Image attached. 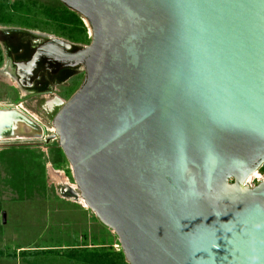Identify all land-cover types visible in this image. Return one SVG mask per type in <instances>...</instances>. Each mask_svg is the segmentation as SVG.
<instances>
[{
    "label": "water",
    "instance_id": "1",
    "mask_svg": "<svg viewBox=\"0 0 264 264\" xmlns=\"http://www.w3.org/2000/svg\"><path fill=\"white\" fill-rule=\"evenodd\" d=\"M58 1L88 43L51 38L18 75L84 74L45 138L76 200L127 264H264V177L247 180L264 164V0ZM13 108L0 137L37 127Z\"/></svg>",
    "mask_w": 264,
    "mask_h": 264
},
{
    "label": "rangeland",
    "instance_id": "2",
    "mask_svg": "<svg viewBox=\"0 0 264 264\" xmlns=\"http://www.w3.org/2000/svg\"><path fill=\"white\" fill-rule=\"evenodd\" d=\"M36 2L45 7L40 9L32 20L28 18L27 23L39 28L34 30L41 31L40 29L46 25L50 31L67 36L69 27L60 30L58 27L61 26L54 20L55 18H72L62 15L64 7L60 2L58 0H36ZM84 27L88 30V27ZM88 41H83L82 44H87ZM83 78L82 72L73 76L63 91L65 97L71 96L76 91ZM14 85L17 83L14 82ZM21 94H24L21 90L18 92L13 86L0 83V104H5L0 106V109H5L8 104H21V108L17 106L13 109L23 112L37 124L33 132L29 130L21 133L16 132L11 125L13 132L6 138L1 137L3 139L0 140V264H93V260L101 259L103 253L120 250L116 235L98 220L96 226H91L87 236L89 234L90 237H96L98 241L103 242L100 243L102 246L93 247L92 243L86 239L88 243L86 247L83 246L85 240L79 236L80 232L77 235L75 231H69L70 228L65 230L61 221L51 216L53 212L49 210L51 206L47 205L48 201L42 200V197L59 193L78 202L76 200L78 191L62 151L58 147H52L57 145V141L45 142V138L54 131L51 117L57 107L47 116L37 98L30 97L22 101ZM55 104L52 103V105ZM16 136L20 139L15 138ZM26 149L32 150V161L38 162L43 167L45 188L41 187L39 178L42 176L40 171L38 172V166L32 167L20 157V151L26 152ZM13 150L19 151V158L10 160L8 156ZM36 154L39 156L37 157ZM54 158H58V161H49L55 160ZM50 167L61 171L67 184L56 183L50 177ZM31 169L33 170L29 171ZM29 174H36V176H33V179L28 178L32 179V183H29L30 191L23 192V189L18 187L22 182H26ZM258 174L261 178L264 177V165L258 170ZM56 176L58 177V174ZM258 179L260 178L255 176L250 181L255 184ZM75 237L79 240H76L77 247H69L75 243Z\"/></svg>",
    "mask_w": 264,
    "mask_h": 264
},
{
    "label": "flooded vegetation",
    "instance_id": "3",
    "mask_svg": "<svg viewBox=\"0 0 264 264\" xmlns=\"http://www.w3.org/2000/svg\"><path fill=\"white\" fill-rule=\"evenodd\" d=\"M34 29L39 28L3 25L0 23V83L13 86L18 92L21 90L24 93L20 96L22 101L30 97L37 98L42 105L44 113L49 116L56 107L52 103H58L56 96L62 99L69 97H65L63 91L69 85L73 76L80 71L77 68L64 67L54 73L48 67V64L44 62L38 64L37 77L30 82L24 76L18 75V65L30 60L33 53L51 38H61L73 43L70 51L77 50L83 44L81 41H74L67 36L56 34L48 29H40L41 31ZM14 82L17 85H14ZM18 105L21 104H15L13 107L16 108ZM18 107H22V105ZM52 147H58V145Z\"/></svg>",
    "mask_w": 264,
    "mask_h": 264
},
{
    "label": "trees",
    "instance_id": "4",
    "mask_svg": "<svg viewBox=\"0 0 264 264\" xmlns=\"http://www.w3.org/2000/svg\"><path fill=\"white\" fill-rule=\"evenodd\" d=\"M45 7L42 4H37L36 0H14L13 2L7 0H0V23L3 25H12V26H20L27 28H36L27 23L28 18L31 20L35 18L34 16L39 13V10ZM64 7V6H63ZM64 17H72L70 19L64 18H55V22L59 24L58 27L60 30L65 29L64 27H69L67 30V37L75 40V41H85L87 42L89 39L87 37V30L85 29V25L83 26L82 20L78 14L73 11L68 10L64 7ZM43 29H48V26L44 25ZM49 30V29H48ZM27 150V149H26ZM18 150H13L10 153L9 159L13 160L15 158H19ZM38 157L39 155L36 154ZM20 157L23 158L29 165L32 167L38 166V172L40 171L41 176L39 179L42 183V188H45V183L43 179V167L39 165L38 162L34 163L32 161L33 152L32 150H27L26 152L20 151ZM42 167V168H41ZM33 169L29 170L32 171ZM32 176V177H29ZM33 176L36 174L27 175L26 182H22L19 189H23V192H29V186L31 187V180ZM28 178H32L31 180ZM33 188V187H32ZM31 188V190H32ZM87 250V249H86ZM92 254V253H91ZM93 264H127L125 262L124 256L121 250L118 251H110L103 253V257L101 259L93 260Z\"/></svg>",
    "mask_w": 264,
    "mask_h": 264
},
{
    "label": "crops",
    "instance_id": "5",
    "mask_svg": "<svg viewBox=\"0 0 264 264\" xmlns=\"http://www.w3.org/2000/svg\"><path fill=\"white\" fill-rule=\"evenodd\" d=\"M52 161L57 162L58 158H55V160H52ZM51 170L56 175L59 172H61L59 170H54L52 167H51ZM61 174L62 172L58 174V178L59 176H61L60 178H65ZM63 195L59 193H53V194L51 193V194H48L42 197V200L48 201L47 205L51 206V208L49 209L53 211L51 213V216H54V218H57L58 220H60L62 223V227L65 226V230L70 228L69 231L71 230L75 231L77 235L80 232L79 236H82L81 239L85 240L83 246H86V247L88 246V243H86V239L88 240V242L90 241V243H92L91 246L93 247L100 246L101 245L100 243H103V242L98 241L96 237L95 238H93V236L90 237L89 234L87 236V233L89 232V229L91 228V226L97 225L96 223L97 219L95 218V216L84 205L74 200H71L69 196L67 197ZM66 215L69 217H65ZM76 240L79 241L75 237V243H73L72 245H69V247H77L78 242H76ZM51 247H56V246H51Z\"/></svg>",
    "mask_w": 264,
    "mask_h": 264
},
{
    "label": "bare ground",
    "instance_id": "6",
    "mask_svg": "<svg viewBox=\"0 0 264 264\" xmlns=\"http://www.w3.org/2000/svg\"><path fill=\"white\" fill-rule=\"evenodd\" d=\"M84 22L86 23V21L84 20ZM87 24V23H86ZM3 119L4 118H0V123H2L3 122ZM12 126H13V129L16 131V132H19V133H21V132H25V131H29V130H31L32 128L30 127V126H28L23 120H21V119H18V118H13L12 119V124H11ZM32 131V130H31ZM31 131H29V132H31ZM33 132V131H32ZM15 138H19V137H15ZM1 139H3V138H1L0 137V140ZM20 139V138H19ZM50 177L57 183H64V184H67V181L65 180V178H60V180L58 179V177L56 176V174L51 170V167H50ZM59 173H61V172H59ZM58 173V174H59ZM49 176V175H48ZM258 177V178H260L261 179V176H259V174H258V171H255V172H253L248 178H247V180L248 181H250L253 177ZM58 179V180H57ZM66 182V183H65ZM63 186V185H62ZM66 190H67V188H66ZM77 196V195H76ZM77 198V197H76Z\"/></svg>",
    "mask_w": 264,
    "mask_h": 264
},
{
    "label": "built area",
    "instance_id": "7",
    "mask_svg": "<svg viewBox=\"0 0 264 264\" xmlns=\"http://www.w3.org/2000/svg\"><path fill=\"white\" fill-rule=\"evenodd\" d=\"M87 37L89 38L90 35H89V31L87 30ZM18 106H21V105H18ZM21 108V107H20ZM53 133V131H51Z\"/></svg>",
    "mask_w": 264,
    "mask_h": 264
}]
</instances>
